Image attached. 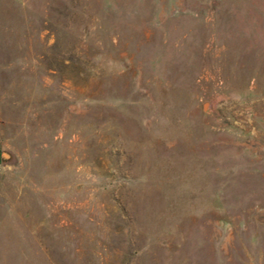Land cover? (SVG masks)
Segmentation results:
<instances>
[{"label": "rangeland", "instance_id": "rangeland-1", "mask_svg": "<svg viewBox=\"0 0 264 264\" xmlns=\"http://www.w3.org/2000/svg\"><path fill=\"white\" fill-rule=\"evenodd\" d=\"M0 264H264V0H0Z\"/></svg>", "mask_w": 264, "mask_h": 264}, {"label": "built area", "instance_id": "built-area-1", "mask_svg": "<svg viewBox=\"0 0 264 264\" xmlns=\"http://www.w3.org/2000/svg\"><path fill=\"white\" fill-rule=\"evenodd\" d=\"M3 171V167L0 165V174L2 173Z\"/></svg>", "mask_w": 264, "mask_h": 264}]
</instances>
